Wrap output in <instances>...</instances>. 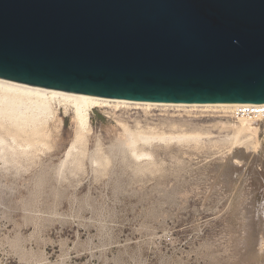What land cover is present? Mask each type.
<instances>
[{
	"label": "rangeland",
	"instance_id": "obj_1",
	"mask_svg": "<svg viewBox=\"0 0 264 264\" xmlns=\"http://www.w3.org/2000/svg\"><path fill=\"white\" fill-rule=\"evenodd\" d=\"M260 121L113 105L79 132L59 106L38 149L4 133L0 264H264Z\"/></svg>",
	"mask_w": 264,
	"mask_h": 264
},
{
	"label": "water",
	"instance_id": "obj_2",
	"mask_svg": "<svg viewBox=\"0 0 264 264\" xmlns=\"http://www.w3.org/2000/svg\"><path fill=\"white\" fill-rule=\"evenodd\" d=\"M0 77L137 101L264 103V0H0Z\"/></svg>",
	"mask_w": 264,
	"mask_h": 264
},
{
	"label": "bare ground",
	"instance_id": "obj_3",
	"mask_svg": "<svg viewBox=\"0 0 264 264\" xmlns=\"http://www.w3.org/2000/svg\"><path fill=\"white\" fill-rule=\"evenodd\" d=\"M113 105H136L146 109L152 107H202L233 111L240 121L236 131V136L239 137L257 136L261 129L260 120H264V113L260 111L264 107V103L137 101L58 90L0 77V145L2 148L6 147L8 140L4 133L9 132L15 139L17 147L34 148L38 142L43 141L40 136L49 122L56 117L59 106H64L66 111H72L78 130L82 132L90 127V114L93 109ZM17 136L23 137L24 143L19 142ZM165 138L163 137V139ZM46 144L44 141V145Z\"/></svg>",
	"mask_w": 264,
	"mask_h": 264
},
{
	"label": "built area",
	"instance_id": "obj_4",
	"mask_svg": "<svg viewBox=\"0 0 264 264\" xmlns=\"http://www.w3.org/2000/svg\"><path fill=\"white\" fill-rule=\"evenodd\" d=\"M260 111H261L262 113H264V107H262Z\"/></svg>",
	"mask_w": 264,
	"mask_h": 264
}]
</instances>
